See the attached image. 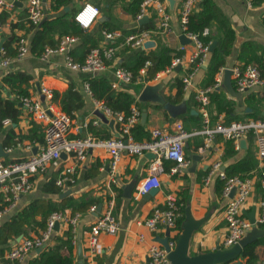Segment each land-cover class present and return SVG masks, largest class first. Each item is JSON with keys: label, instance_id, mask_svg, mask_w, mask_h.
<instances>
[{"label": "crops", "instance_id": "1", "mask_svg": "<svg viewBox=\"0 0 264 264\" xmlns=\"http://www.w3.org/2000/svg\"><path fill=\"white\" fill-rule=\"evenodd\" d=\"M3 1L10 5L0 9V48L13 51V55L7 54L10 57H14L16 54L15 41L18 36L25 35L28 38L29 51L22 59L14 61L8 69L0 70V83L2 76L8 71H22L28 74L30 76L28 97L40 101L43 105L49 101L71 115L69 138L93 136L94 138L104 139L120 135V126L115 121L114 125L109 127L106 122H103L96 115L95 102L96 100L104 101L105 84H108L111 90L124 91L130 94L139 102V105L131 103L125 106L126 110L131 106H135L140 111L139 120L134 125L140 124L146 133L142 138L137 139L134 136L133 125L131 134L136 140L148 139L149 133L153 128L171 131L173 130L174 122L178 120L182 121L184 128L188 132L202 130L206 124L198 111L195 93L198 89L212 85L219 73H221L220 85L209 94L210 101L207 106L208 127H213L220 120L224 123H229L249 118L259 119L263 115L264 89L256 85L244 92H239L235 88L232 74H229L227 82L223 70L225 71L234 66L246 65L238 59L239 51L244 43L249 42L248 44L251 47L249 55L264 54V0L260 2L257 0L255 4L251 0H213L218 13L222 14L232 26L235 32V39L225 63L220 66L214 75L213 83L209 85L207 84L210 79L207 74V65L213 50L209 51L198 66L195 63L191 64L188 62V57L194 51V45L190 41L188 43L180 42L182 33L179 23V0H166V10L170 15V31L167 32H161L158 29V17L151 6L148 7L144 17L141 20H137L136 15L139 12V4L134 17L132 10L137 9V6L131 4L132 0H73L70 4L57 10L52 9L51 0H43L44 17L42 22L57 17L73 20L75 11L85 2H90L98 8V16L91 27L83 30L84 36L70 33L61 34L59 31L53 33V38L58 39L57 46L64 35L77 37L76 42L70 46L69 53L78 62L85 59L91 47L114 46L113 59L107 61L105 70L95 74L68 69L64 64L63 53L51 54L45 60L41 59L40 55L33 54L31 52V39L35 31L41 27V24L38 27H33L30 24L27 18L26 0ZM200 1L194 8L190 22V28L194 31H198L196 29L200 27L195 19ZM102 22L107 23L110 30L100 28L99 23ZM207 28L209 29V27ZM103 30L119 31L121 35L113 41L106 40ZM142 30H150V36L146 40H152L150 46L145 47L143 43L141 46L134 47L124 41L127 35L138 33ZM218 31V25L213 21L208 35L210 32L217 34ZM213 41H215L216 45V40ZM213 41H210L209 48ZM181 45H184V48H180ZM84 46L88 47V51H84ZM158 46H167L180 52L178 56H182L183 63L177 65L179 66L178 69H176V66L173 70L167 72L166 69L169 64L164 69L157 71L153 76H149L148 67L150 64L147 66L145 75L140 82L134 79L132 83L120 84L116 89L111 88V82L114 80L113 69L115 67H124L123 64L130 62L136 51L140 49L150 52V50H154ZM247 64L254 63L250 62ZM194 67L197 68L191 78V83L184 88L182 77ZM139 71L140 69L134 78L139 76ZM85 80L91 81L95 95L93 94L92 96L85 91ZM155 84H161L158 93L164 98L165 103L139 100V95L143 88L146 85ZM44 86L52 91L51 99H47L42 93L41 88ZM54 92L57 93L56 98H54ZM218 93L233 101V114L239 119L228 121L225 111L218 112L216 110L214 101L211 100V95ZM178 94L181 96L179 105L171 107V109L165 108L166 102ZM64 101L69 105H77V107L68 111L63 103ZM18 107L20 108V114L17 124L11 123L10 120L8 124H4L2 121L3 126H13L17 134L24 135L32 123H36L42 128L44 142V124L34 120L26 109L20 106L19 102ZM183 110L182 114L174 117V111ZM250 113L251 115H248ZM190 115H194L196 118L191 119ZM95 119L99 120L98 123H94ZM227 141L221 135L216 134L206 146L204 134L196 133L190 135L184 144V154L188 164L180 172L172 173L171 168L175 163L169 159H162V169L158 174L160 186L152 194L146 193L142 196H136L137 186L143 178L150 174L151 163L155 159L153 154L151 152L141 155L124 153L117 166L116 181L112 183L108 172L109 155L105 149L100 147L90 148L85 160L75 165L74 183L58 186L61 190L59 194L44 192L42 188L50 179L56 180L65 166L74 163L71 159L72 154L64 153V156L51 161L44 171L33 174L32 189L28 193L21 195L12 206L5 207L6 203L3 200V193L0 192V206L4 208V212L0 217V225L8 221L35 199H51L55 202L67 196H72L76 199H93L96 202L91 204L85 213L72 215L70 209L61 211L68 216L78 215L74 230H72L70 224L61 222L58 224V228L54 230L48 244L39 252L37 250L29 252L21 264H28L41 251L55 245L54 236L64 235L69 229L72 234L71 243L73 246L72 257L74 264H148V248L152 244L163 246L159 238L165 237L168 238V243H173L172 251L181 246L184 249V255L189 259H198L200 261L199 264H230L239 260V256H233L226 261L214 258L207 260L208 256L229 252L233 247L223 246V241L227 235V225L224 220V208L227 200L222 195V180L218 178L217 174L211 176L209 183H205V178L215 162L220 163L221 169L226 174H228L227 172H232L233 167L239 161L245 162L249 167L245 172H232L228 175H257L264 166L256 154V146L252 134L241 138L238 148L234 146V143L233 147L228 146ZM43 142L23 139L13 146L3 147L0 144L4 152L3 154L0 151V160L12 162L27 158L36 153L43 145ZM169 195L174 196L182 204L181 216L179 217L181 220L180 226L176 225L175 228L169 229L160 223L156 230L150 231L145 226V221L151 216L155 208L166 207L165 199ZM263 195L264 191L257 186L256 182L251 196L246 200L242 208V214L248 220L251 218L254 220L257 217L259 212L258 204ZM109 201L113 203L111 210L118 222L119 230L113 235L101 233L99 235L101 252L91 258L87 252V238L90 228L95 219L106 211ZM92 206L96 207L95 212L90 211ZM36 219L39 220L40 217L36 216ZM26 227L25 233L16 234L8 241L7 246L4 245L6 246L4 254L22 237L38 235L43 230L38 226L34 228L33 226ZM258 228L264 229L261 225ZM261 237L246 249L243 248L241 250V255L243 256L242 264H264V245L260 242ZM79 250L81 251L80 253ZM62 252L66 253V250L62 249ZM3 256H0L1 264H18L16 261L3 258Z\"/></svg>", "mask_w": 264, "mask_h": 264}, {"label": "built area", "instance_id": "2", "mask_svg": "<svg viewBox=\"0 0 264 264\" xmlns=\"http://www.w3.org/2000/svg\"><path fill=\"white\" fill-rule=\"evenodd\" d=\"M179 2L181 33L194 45V51L188 57V62L191 64L195 63L198 66L209 53V44H205L202 39L208 35L209 29L204 27L201 31H194L190 28L192 13L199 0H179ZM165 3L166 0H140L139 12L136 15V19L141 20L148 7L151 6L154 8L158 17V29L161 32L170 31V15L166 10ZM9 5L3 0H0V9ZM26 6L27 18L30 24L33 27H38L44 17L43 0H26ZM89 6L95 9L97 14L85 25L84 19L81 17ZM98 13L99 10L95 5L90 2H85L75 11L73 20L79 27L85 30L92 26ZM103 35L106 40L113 41L121 33L119 31L103 30ZM149 36L150 30H142L138 33L127 35L124 41L134 47L141 46ZM76 40L77 37L75 36L64 35L60 39L57 47L46 46L40 58L45 60L51 54L63 53L64 64L70 70L87 74H95L105 70L107 61L113 59L115 47L112 45L91 47L84 61L78 62L69 53L70 46ZM15 48L16 54L14 57H10L5 49L0 48V70L8 69L14 61L20 60L26 55L29 51L28 38L25 35L18 36L15 41ZM180 48H184V45H181ZM182 63V56L174 57L166 69L167 72ZM148 65H150V62L146 61L140 68L139 76L135 78L129 69L121 66L115 67L113 69L114 80L111 82V88L116 89L120 84L132 83L134 79L140 82L145 75ZM196 68L194 67L183 75L182 82L184 88L188 87L191 83V78ZM230 70L237 91L244 92L256 85L264 89V76H262L257 65L246 64L244 66H234ZM220 81L221 73L217 74L212 85L198 89L195 93L198 111L202 115L203 122L206 124L202 130L188 132L184 128L182 121L178 120L174 122V127L171 131L153 128L149 133V138L145 140H136L131 134V127L138 122L140 117V111L135 106H131L127 112H114L105 105L104 101L96 100V110L102 112L106 117L114 119L120 126V135L104 139L94 138L93 136L69 138L68 132L71 124V115L69 113L61 110L49 101L43 105L40 101L32 99L31 97L23 95L16 96L20 106L25 108L34 120L44 124V142L36 153L27 158L12 162H3L0 160V192L3 193V200L6 203L5 207L12 206L21 195L28 193L32 189L33 174L44 171L51 161L60 158L62 152L72 154L71 159L74 163L62 169L60 175L55 180V184L57 186H63L74 183L75 165L85 160L88 150L93 147H100L107 151L109 155L108 172L112 183L116 181L117 166L124 153L141 155L146 152H151L153 154L155 159L151 163L150 174L140 181L137 186L136 196H142L152 188H158L160 186L158 174L162 169V159H169L175 163L171 168L172 173L180 172L188 164L184 154V144L190 135L196 133L205 135L206 146L216 134H219L224 139L231 140L236 148H238L241 138L252 134L256 146V154L264 166V111L262 117L259 119L249 118L229 123H224L220 120L213 127L207 126L209 121L207 110L210 101L209 94L219 87ZM84 89L93 96L88 80L84 82ZM41 91L47 99H51L52 91L48 87H42ZM98 121V119H95L94 123H98ZM9 122L8 118L3 120L4 124H8ZM213 174H217L218 178L224 183L222 195L227 200L224 208L227 235L223 241V246L230 247L237 244L254 226L258 227L264 223V198L258 204L259 212L253 222L242 214L243 205L251 196L255 183L259 182L260 187L264 190V172L261 176H258V174L251 176L228 175L221 169L220 163L215 162L205 178V183H209ZM233 189L234 192L231 195ZM165 203V208H155L151 216L145 221L144 224L150 231L156 230L160 223L169 229L176 227L177 220L181 216L182 204L172 195L166 197ZM112 204V201H109L106 211L102 212L91 225L87 238V252L91 258L101 252L99 235L101 233L113 235L119 230L118 222L112 214ZM95 210V206L90 208V211L95 212ZM3 212L4 208L0 209V217ZM77 220L78 215L68 216L61 211L53 212L46 220V227L38 235L22 237L13 244L4 254L3 258L21 264L29 252L42 249L48 244L54 233L56 222L59 224L61 222L68 223L72 226V230H74ZM168 245L172 248L173 243L169 242ZM148 258V264H171L166 249L157 244H152L148 248Z\"/></svg>", "mask_w": 264, "mask_h": 264}, {"label": "trees", "instance_id": "3", "mask_svg": "<svg viewBox=\"0 0 264 264\" xmlns=\"http://www.w3.org/2000/svg\"><path fill=\"white\" fill-rule=\"evenodd\" d=\"M73 0H51L52 9L57 10L60 7H64L70 4ZM252 3H256L257 0H251ZM259 2L262 0H258ZM140 0H132L131 4L137 6V9L132 10V15L135 17L138 4ZM209 17V19H208ZM195 19L200 27L196 30L201 31L204 27H211V23L214 21L218 25L219 31L217 34L210 32L208 36L203 37L205 44H209L210 41L216 40V45L211 53L209 63L207 65V74L210 76L208 80V85L213 83L214 75L219 70L220 66L225 63L226 57L230 54L233 42L235 39V32L230 25L229 21L220 13H218L217 7L213 0H201L199 3V10L195 14ZM264 19V17H263ZM100 28H106L110 30L107 23H99ZM83 30L79 27L72 19H66L64 17H57L54 19L46 20L41 23V27L38 28L31 39V52L35 55H41L44 50L45 45L51 47L57 46L58 39L53 38V33L59 31L61 34L70 33L79 36H84ZM70 31V32H69ZM249 43V42H248ZM248 43H244L239 51L238 59L244 64L254 63L258 66L262 76H264V54H251L249 51L251 47ZM84 51L88 47L84 46ZM7 50V49H6ZM88 51V50H87ZM8 54L13 55V51L7 50ZM180 55L179 51L172 50L167 46H158L150 52H145L144 49L136 51L132 60L126 64L124 67L129 69L135 76L138 70L144 65L146 61L150 62L148 67L149 76H153L157 71L164 69L170 64L171 59L175 56ZM79 61V62H83ZM30 76L22 71H8L2 78L0 83V144L3 147L13 146L17 142L23 139H29L31 141L43 142V131L40 125L32 123L31 127L28 129L27 133L17 134L13 126L4 127L2 121L8 118L11 123L17 124L19 120L20 108L18 107V98L16 96H27L28 93V81ZM91 81H89L90 83ZM106 93L104 95V103L114 112L124 111L127 112L125 106L131 103L139 105V102L135 100L130 94L124 91H114L111 90L108 84H105ZM91 90L94 94V88L90 83ZM95 95V94H94ZM57 93L54 92V98H56ZM181 96L178 94L174 98H170L165 104V108L171 109L179 105ZM211 100L214 101L215 108L218 112L225 111L227 114V120L239 119L233 114L234 103L232 100L228 99L225 95L218 93L212 94ZM68 111L76 108L77 105H69L63 102ZM125 109V110H124ZM183 111H174V117L182 114ZM68 113V112H67ZM248 115H251L248 114ZM191 119H195L194 115L189 116ZM134 136L137 139L142 138L146 131L140 124L134 125ZM227 145L233 147V142L231 140L227 141ZM249 167L243 161H239L235 164L232 172L248 170ZM232 172H227L231 174ZM264 172V167H262L258 176ZM222 184L223 181H222ZM257 186L260 187L259 182ZM223 188V185H222ZM221 188V189H222ZM261 188V187H260ZM262 189V188H261ZM42 190L46 193L59 194L61 192L60 188L56 186L55 179H50ZM263 190V189H262ZM264 191V190H263ZM264 198V195L263 197ZM96 200L79 198L76 199L72 196H67L62 198L60 201L55 202L51 199H35L25 206L16 215H13L8 221L3 222L0 225V256L4 255V249L8 245V241L12 239L16 234L25 233V227L33 228L38 226L41 229L46 227V220L50 214L56 211H64L65 209H70L71 214L75 213H85L88 207L95 203ZM2 208V206H0ZM36 216L40 219L37 220ZM181 220H177V226H180ZM32 224V225H31ZM31 225V226H30ZM264 228V223L261 225ZM71 230H67L64 235H55V245L46 248L41 251L38 256L32 259L28 264H74L72 257V234ZM260 242L264 245V235L260 238ZM252 244V243H251ZM248 244L244 249H246ZM6 245V246H4ZM62 249L66 250V253L62 252ZM15 264V263H13Z\"/></svg>", "mask_w": 264, "mask_h": 264}, {"label": "water", "instance_id": "4", "mask_svg": "<svg viewBox=\"0 0 264 264\" xmlns=\"http://www.w3.org/2000/svg\"><path fill=\"white\" fill-rule=\"evenodd\" d=\"M172 1V0H169ZM188 39L185 38V36L182 34L180 35V42L182 43H188ZM152 43V40H148L146 42H144V46H150V44ZM215 45V41L212 42V44L210 45L209 51L213 50V47ZM1 46V43H0ZM179 66L176 67V69H178ZM225 76H226V80L228 82V76L229 74H231V70L230 69H226L225 71ZM161 84H155V85H146L143 90L141 91L140 95H139V100L141 101H154V102H159V103H165L164 98L158 93V91L160 90ZM96 115L98 116V118H100L103 122H106L109 127H112L114 125V119L113 118H107L102 112L100 111H96ZM0 151L4 154L2 146L0 145ZM61 156H64V152L61 153ZM157 188H152L151 190L148 191L147 194H152ZM234 192V189L231 192ZM251 222H253V218L250 219ZM58 222L55 223L54 228L57 229L58 228ZM169 231V230H168ZM264 234V229L258 228L256 226H254L250 231H248L246 233V235L235 245H233V249L229 250V252L226 253H216V254H212L211 256L207 257V260H210L212 258L216 259V260H227L233 256L238 257L239 256V260L235 261V262H231L230 264H242V260H243V256L241 255V250L246 247L248 244L253 243L254 241H256L259 237H261ZM160 242L162 243L163 247L166 249V251L168 252V258L170 259L171 264H199V260L198 259H189L186 257V255H184V249L180 246L178 247L175 251H172L170 246L168 245V238H159ZM41 249H37V251L39 252ZM81 251L79 250V253Z\"/></svg>", "mask_w": 264, "mask_h": 264}, {"label": "clouds", "instance_id": "5", "mask_svg": "<svg viewBox=\"0 0 264 264\" xmlns=\"http://www.w3.org/2000/svg\"><path fill=\"white\" fill-rule=\"evenodd\" d=\"M96 14H97V13H96V10L93 9L91 6H89V7L86 9V11H85V13L83 14V16L81 17L82 19H84V23H85V25H87L88 22L91 20V18H92L93 16H95Z\"/></svg>", "mask_w": 264, "mask_h": 264}]
</instances>
